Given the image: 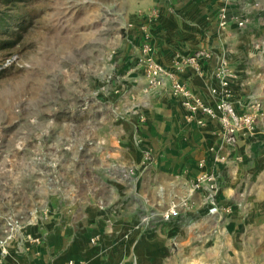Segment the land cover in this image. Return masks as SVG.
<instances>
[{
  "label": "crops",
  "instance_id": "1",
  "mask_svg": "<svg viewBox=\"0 0 264 264\" xmlns=\"http://www.w3.org/2000/svg\"><path fill=\"white\" fill-rule=\"evenodd\" d=\"M223 7L229 16L247 17V26L223 20ZM155 8L159 15L149 21ZM128 18L119 44L123 58L102 92L99 118L94 107L88 112L95 136L85 176L79 170L68 200L50 199L43 241L14 240L0 264H264V134L228 145L216 119L201 125L169 90L144 92L147 79L133 61L145 23L154 55L166 67L210 49L200 61L202 72L188 64L179 77L213 104L214 73L227 57L232 102L245 110L259 96L252 82L260 80L253 66L264 64V41H255L264 31V0H144ZM259 124L264 129V114ZM147 150L155 160L144 166ZM130 165L139 168L133 181L122 177ZM203 171L225 180L221 212L195 216L190 210L186 216L180 202H200L192 182ZM170 208L180 212L165 218Z\"/></svg>",
  "mask_w": 264,
  "mask_h": 264
},
{
  "label": "rangeland",
  "instance_id": "2",
  "mask_svg": "<svg viewBox=\"0 0 264 264\" xmlns=\"http://www.w3.org/2000/svg\"><path fill=\"white\" fill-rule=\"evenodd\" d=\"M143 1L0 0V233L9 215L68 200L79 170L85 176L95 136L88 112L99 115L122 60L111 61V51H121ZM253 69L264 107V64Z\"/></svg>",
  "mask_w": 264,
  "mask_h": 264
},
{
  "label": "built area",
  "instance_id": "3",
  "mask_svg": "<svg viewBox=\"0 0 264 264\" xmlns=\"http://www.w3.org/2000/svg\"><path fill=\"white\" fill-rule=\"evenodd\" d=\"M158 15L159 9L155 8L149 14V21L155 20ZM220 16L223 20L233 19L237 21L242 28L247 26L249 20L247 17L227 15L224 7L220 10ZM141 30L144 41L133 61L143 69L147 79L144 92H151L153 89L169 90L180 99L182 106L188 111V117L190 119L197 118L201 125L206 124V118L216 119L220 123L224 141L230 146H235L241 137L257 138L259 134H264V130L259 126V119L264 113L263 103L259 98L251 99L245 110L239 111L234 107L229 80L231 72L227 57L221 58L215 70L214 76L218 84L211 87L212 94L216 96L215 103L211 104L194 93L186 80L179 77V74L188 64H193L198 71L202 72L200 61L202 58L210 56L212 50L206 48L196 50L182 60L176 61L173 68L166 67L154 55L153 46L149 41V24H142ZM111 52V61L117 62L118 58H123L121 51L112 50ZM141 120H145L144 115ZM141 141L142 138L139 137L138 142ZM154 160L153 152L147 150L143 154L141 164L148 166ZM199 164L203 165L204 162L201 161ZM138 173L139 168L136 165H130L124 168L122 177L125 180L133 181L137 178ZM224 186L225 180L221 175L208 171L200 172L192 182V190L199 193L200 202L198 203L193 197L183 198L180 202L182 213L187 216V212L192 210L195 212V216L219 214L221 212L220 197ZM179 212L180 210L177 208H170L169 212L163 216L169 218L171 214H178ZM50 215L51 209L48 205H44L29 214L14 213L6 217L0 233V262L8 253V246L14 240H18L22 245L42 242L48 232L45 223Z\"/></svg>",
  "mask_w": 264,
  "mask_h": 264
}]
</instances>
